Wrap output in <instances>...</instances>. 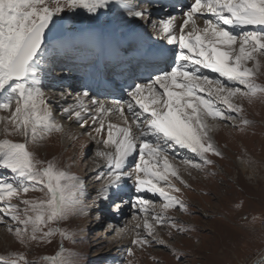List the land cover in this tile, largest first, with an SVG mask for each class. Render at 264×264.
<instances>
[{
    "label": "snow or ice",
    "instance_id": "obj_1",
    "mask_svg": "<svg viewBox=\"0 0 264 264\" xmlns=\"http://www.w3.org/2000/svg\"><path fill=\"white\" fill-rule=\"evenodd\" d=\"M113 4L128 17L150 23L155 37L173 46H161L163 66L146 68L138 77L141 82L126 89L128 99L105 102L88 90L74 97L62 91L59 97L74 99L61 109L69 120L85 130L95 125L86 134L102 146L93 159V171L100 169L95 179L104 181L97 197L112 200L132 180L137 196L129 203L144 214L142 225H135L142 226L144 234L136 232L133 245H163L156 234L158 226L190 231L165 215L171 208L187 211L186 204L172 194L180 192L176 182L187 186L175 163L178 150L195 154L180 160L184 171L202 170L212 164L209 153L222 155L209 135L213 129L209 121L239 119L247 126L251 122L242 116L243 104L236 101L264 99V84L256 81L264 57V0H191L180 23L171 15L153 21L150 6L137 5L135 0H0V113H7L0 115L4 133L0 171L11 174L0 176V224L25 246L51 243L56 235L61 238L54 255L29 260L25 253L9 252L0 254V264H80L79 254L63 246L66 240L79 243L77 234L53 225L89 215L85 181L70 171L71 165L60 167L54 160L37 159L28 144L37 145L52 132L64 131L41 87L46 30L52 32L66 10L96 15ZM9 136H20L23 142ZM29 192L43 196L22 198ZM145 192L163 198L160 212ZM14 198L19 203H13ZM171 251L177 260L181 258V253ZM126 254L133 256L132 248Z\"/></svg>",
    "mask_w": 264,
    "mask_h": 264
},
{
    "label": "rangeland",
    "instance_id": "obj_2",
    "mask_svg": "<svg viewBox=\"0 0 264 264\" xmlns=\"http://www.w3.org/2000/svg\"><path fill=\"white\" fill-rule=\"evenodd\" d=\"M135 2L142 5L145 0ZM110 6L109 9L100 10L96 15L83 10H77L78 15L67 10L61 14L70 19L68 27L71 35L63 41L49 44L44 51L45 62L50 64V67L45 69L46 74L41 79L43 90L54 88L50 91H55L58 95L62 91L71 92L73 97L77 92L86 90L83 78L87 75L88 69L97 62L96 32L107 22L114 21V25H119L113 20L115 16L125 17V14L121 13L124 10L116 9L115 4ZM152 10L153 21L161 16L165 18L163 15L159 16L160 8ZM141 22L138 25L143 24L142 26L133 28L134 33L138 32L132 39L127 38V33H123L122 36L119 33L126 28H132L122 25L115 30L118 39L125 46L128 45V49L133 48L138 42L147 45L151 41L150 38L164 48L173 47L156 40L151 24L144 23L143 20ZM123 53L126 55L125 48ZM260 58L263 62L256 81L264 84V57ZM127 60L129 63L130 58ZM77 61L81 62L80 67L75 66ZM77 72L82 73L79 75L82 83L79 88L76 87ZM211 76L216 77L218 74L213 73ZM106 95L111 97L110 93ZM73 97H68L67 106L74 103ZM236 102L243 104L242 116L251 123L244 126L239 119L215 121L218 122L216 129L223 128L225 131L217 135L211 134L213 130L209 132L214 146L222 153L221 156L208 154L212 164L206 165L203 171L190 168L185 172L183 166H179L180 160L194 158L195 154L187 149L178 150L175 163L181 168L183 179L187 177L185 179L187 186L176 182L180 192L172 194L186 204L187 211L171 208L165 215L190 231L180 233L167 226H158L156 234L164 240L163 245L154 243L143 248L133 245L131 241L135 238L136 232L144 234L142 226L140 229L135 227L138 223L142 225L144 214L131 207L129 201L134 200L137 193L132 180H127L119 196L113 197L109 205L105 204L104 199H99L100 208L90 207L87 217L74 216L60 222L59 225H53L77 234L76 238L80 242L74 244L66 240L63 242L64 248L79 254L80 264H128L129 260L132 264H260L264 261V99H254L252 103L247 100ZM58 108L62 109L52 108L54 115L57 114ZM59 116L58 114L56 120L65 127L64 129L68 128L69 132H65L66 134L52 132L37 145L29 143L28 148L37 159L54 160L60 167L71 165L70 171L85 181V203L94 204L92 199L94 200L104 183L103 180L95 179L100 169L92 172L95 167L94 152L97 147L102 146L97 145L86 134V131L91 132L95 125L85 130L75 122L69 124L70 120L64 117L66 115ZM210 122H212L210 125L215 127L214 121ZM76 129L78 133L72 136L70 132ZM3 138V125L0 124V139ZM8 138L15 142H23L20 136ZM242 160L245 161L246 170L239 164ZM3 175L11 174L0 171V176ZM144 195L155 201V211L160 212L163 198L148 192ZM42 196L41 192H29L22 198L35 199ZM12 202L19 203V200L14 198ZM149 219L151 220V216ZM9 223L14 224L10 220ZM94 224L99 227H94ZM109 225L115 230L109 229ZM0 227V254L22 252L26 254L27 259L35 260L42 256L54 255L59 250L61 243L59 235L54 236L51 243L31 242L25 246L20 244L13 234L7 232L5 225L0 224ZM120 229L124 231L121 233ZM170 231L171 237L168 235ZM129 247L134 253L131 257L126 254ZM171 249L182 254L179 260Z\"/></svg>",
    "mask_w": 264,
    "mask_h": 264
},
{
    "label": "bare ground",
    "instance_id": "obj_3",
    "mask_svg": "<svg viewBox=\"0 0 264 264\" xmlns=\"http://www.w3.org/2000/svg\"><path fill=\"white\" fill-rule=\"evenodd\" d=\"M184 1L185 0H151V2L149 1V0H145V2H144V4H148L149 6H150V11H151V13L154 11V10H152V9H158V8H160L161 10H159L158 12H159V16L160 15H166L165 16V18H167V16H169V15H171V14H167L168 12L167 11H170V12H172V13H174V11H181L182 13H183V10H184V8H185V6H186V4L184 3ZM188 1H190L191 2V0H188ZM140 4V3H139ZM138 4V5H139ZM166 5V6H165ZM111 7V6H110ZM116 9H121V8H119L117 5H116ZM183 9V10H182ZM121 13H124L125 14V17H121V15H119V16H115L114 17V19L113 20H115L116 22H118L119 23V25H114L115 24V22L114 21H112V22H107V23H104V26H101V27H99V31L98 32H96V35H97V37H98V39L96 40V52H97V62H96V65L94 64V65H92L91 66V68H89L88 69V71H87V75L85 76V78H83V86H86V83L87 82H91V81H95V80H99L100 79V77L101 76H105V75H107L108 74V72L109 71H111V73L113 72L114 74L116 73L117 74V72H124V67H126L127 66V63H128V60H127V58H130V54L132 53V51H133V48H131V49H128V45L127 46H125L124 44H123V42L121 41V40H119L118 38V33L115 31L116 29H118V28H120L122 25H125V27H130V28H132V29H128V28H126L125 30H123V31H121V32H119L120 34H121V36H122V34L123 33H127V38L128 39H132L133 38V36L138 32V31H136V33H134L133 32V28L134 27H136V26H142L143 24H141V25H138V24H140V23H142L141 22V20L139 19V18H131V17H128L127 16V14H126V12H124V11H121ZM180 13L179 12H177V13H174L173 14V16L174 17H177L178 19H177V23H180V20H181V18L182 17H179L180 15H179ZM172 16V15H171ZM63 19H65L64 17H63ZM144 23H146L145 21H143ZM135 29V28H134ZM91 30H94L93 28H91ZM121 30V29H120ZM141 30V29H140ZM142 32V31H141ZM150 35V34H149ZM88 36V35H87ZM105 37H108V38H105ZM151 39V41L148 43V44H153L154 46H156L157 48H161V45H159V44H156V43H154L153 42V39L152 38H150ZM133 41V40H132ZM129 42V41H128ZM51 43H55V42H50V43H47L45 46H44V49H43V51H46V48H47V46L49 45V44H51ZM147 44V45H148ZM147 45L146 44H141V43H137L136 44V50H141V49H143V48H146L147 47ZM69 46V45H68ZM126 49V55H124V53H123V49ZM164 48V47H163ZM74 50V49H73ZM82 53V52H81ZM118 54H121V55H119L118 56ZM114 57H117L118 59H120V62L122 63V66H124V67H122V66H119V67H116L115 66V64H114V62H112V64H111V62L109 63V61H113V58ZM98 59L100 60L99 62H98ZM260 61H261V63L263 62L262 61V58H260ZM47 62H44V65L42 66V68H41V79L45 76V74H46V68L47 67H50V64H46ZM109 64V65H108ZM126 65V66H125ZM75 66L76 67H80L81 66V62H76V64H75ZM107 66L109 67V68H107ZM46 69V70H45ZM114 69L115 70H117L116 72L114 71ZM260 70H261V68H260ZM80 71V70H79ZM128 76H127V79L129 80V82L130 83H132V82H141L139 79H138V77L140 76L139 75V73L138 74H135V72H133V69H129L128 70ZM112 73V74H113ZM125 73V72H124ZM82 74V73H81ZM80 74V75H81ZM44 75V76H43ZM118 75V74H117ZM210 75H213V73H210ZM112 77H113V75H112ZM88 79V80H87ZM60 80V79H59ZM115 80H117V79H115ZM56 87H57V85H56ZM55 87V89H57ZM59 87V86H58ZM47 90H43V88H42V91L45 93V97H46V99H47V101H48V103L50 104V105H52V108H57V107H65V106H67V104L69 103L68 102V97L67 98H65V99H61L60 97H59V95L55 92V91H50V90H52V89H54V88H51V89H49L48 90V88H46ZM66 89V88H65ZM86 90H88L89 92H90V95L92 96V97H94V98H96V99H99V100H101V101H104V100H102V99H100L99 97H96V96H94L92 93H91V91H90V89L89 88H87L86 87ZM69 91V90H68ZM75 92V91H74ZM76 93V92H75ZM108 93V92H107ZM85 103L87 104L88 103V99L87 98H85ZM108 102V101H107ZM57 114L55 115L56 117H58V114L60 115V116H63V113L62 112H59V111H62L61 110V108H58L57 109ZM59 116V117H60ZM64 117H67V116H64ZM114 118V117H113ZM58 119V118H57ZM69 120V119H68ZM264 121V120H263ZM74 121H72V120H70L69 121V124L70 123H73ZM210 123H212V122H210L209 121V124ZM213 123H215L216 125H215V127H213V133L211 132V134H214V135H217V134H221V133H223L225 130L223 129V128H219V129H216V126L218 125L217 123L218 122H213ZM93 126V125H92ZM91 127V126H90ZM89 127V128H90ZM65 128V127H64ZM78 129V128H77ZM73 130V131H71L70 132V134L72 135V136H75L76 135V133H78V130ZM65 132H69L68 131V128H66V129H64V131H63V133H65ZM66 134V133H65ZM216 137H218V136H216ZM221 138V137H220ZM228 138H230V136H228ZM251 150V149H250ZM255 150V149H254ZM193 157V156H192ZM257 158V157H256ZM263 162V161H262ZM102 163V162H101ZM239 164L242 166V168H243V170H246V164H245V161H243L242 160V162H239ZM248 164H250V163H248ZM95 165V164H94ZM252 165H253V163H252ZM179 166H183V165H179ZM248 166V165H247ZM95 168V167H94ZM183 168H184V166H183ZM98 169H96V171H97ZM204 170V169H203ZM202 170V171H203ZM254 169L252 168V171H253ZM251 171V172H252ZM92 172H94L95 173V171H92ZM186 172V171H185ZM246 172V171H245ZM181 175H182V170H181ZM254 176V175H253ZM192 177V176H191ZM184 178V177H183ZM187 178V177H186ZM185 178V179H186ZM195 178V177H194ZM184 179V180H185ZM196 179V178H195ZM254 181V180H253ZM196 183V182H195ZM198 185V184H197ZM195 186V185H194ZM247 187V186H246ZM248 188H249V186H248ZM112 191V190H111ZM116 191V189L115 190H113V192H115ZM253 194V193H252ZM93 196V195H92ZM94 197V196H93ZM99 199H101L102 200V198H98L97 197V194L95 195V198H94V200H95V203L94 204H92L91 203V207H97V208H100V205H99ZM91 200V199H90ZM93 199H92V202L94 201ZM105 201V204L106 205H109L110 204V201H112V200H104ZM94 227H99V225H96V224H94ZM1 228V227H0Z\"/></svg>",
    "mask_w": 264,
    "mask_h": 264
},
{
    "label": "water",
    "instance_id": "obj_4",
    "mask_svg": "<svg viewBox=\"0 0 264 264\" xmlns=\"http://www.w3.org/2000/svg\"><path fill=\"white\" fill-rule=\"evenodd\" d=\"M65 22L66 19H63L62 22L58 24V26L55 29H53L52 32H47L46 30L47 39L45 43L52 42L57 39H61L67 35L68 32L65 27Z\"/></svg>",
    "mask_w": 264,
    "mask_h": 264
}]
</instances>
